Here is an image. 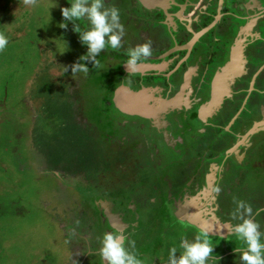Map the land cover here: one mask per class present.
<instances>
[{
	"label": "flooded vegetation",
	"instance_id": "obj_1",
	"mask_svg": "<svg viewBox=\"0 0 264 264\" xmlns=\"http://www.w3.org/2000/svg\"><path fill=\"white\" fill-rule=\"evenodd\" d=\"M132 1L131 9L142 4L141 11L135 14L155 22L152 28L141 26L147 22L129 25L122 45L131 48L148 41L151 53L134 71L125 69L127 52L107 55L109 63L105 64L110 71L102 73H107L109 79L101 84L109 98L104 100L106 107L98 104V112L105 118L101 128L89 129L88 134L95 142L108 144L107 155L110 153L113 161L107 159L106 165L96 169L98 190L88 196L87 201L93 203L88 211L94 212L92 216L99 221L103 233L120 231L125 243L135 237L136 241L140 229L147 231L150 219L155 222L160 217L159 223L164 220L162 225H167V217L174 213L189 223L190 229L207 232L209 242L216 245L217 237L231 234L227 227L234 222L228 216L231 206L227 198L234 186L246 191L242 179L245 171L252 166L264 168V0ZM159 26L163 38H158L155 28ZM132 28H138V34ZM114 59L122 66L113 70ZM230 61L227 70L225 66ZM121 87L134 91L148 87L157 104L171 102L164 107L150 101L156 107L153 116L129 113L119 109L114 101ZM104 91L99 95L104 96ZM109 107L114 110L109 111ZM85 118L95 119L91 115ZM108 140L122 146H114ZM126 152L128 159L122 164L119 156ZM241 164L244 166L239 168ZM145 167H149L150 175L136 185L137 179H132L131 174L141 173ZM234 171L237 176L231 181ZM256 178L257 175L253 179ZM113 185L115 193H110ZM215 187L219 191L214 192ZM166 203L172 213L168 211L163 216ZM157 212L161 215L156 217ZM214 225L219 234L210 233ZM172 227L174 224L169 229ZM98 231L93 232L94 241L78 234L82 243L88 245L82 250L83 263L93 257L92 253L97 260L100 258L93 248V244H99ZM223 252L214 258L227 259L231 254Z\"/></svg>",
	"mask_w": 264,
	"mask_h": 264
},
{
	"label": "rangeland",
	"instance_id": "obj_2",
	"mask_svg": "<svg viewBox=\"0 0 264 264\" xmlns=\"http://www.w3.org/2000/svg\"><path fill=\"white\" fill-rule=\"evenodd\" d=\"M132 2L105 0L107 6L115 5L120 9L125 38L132 23L137 22L140 26L141 22H147L141 26L152 28L155 22L135 14L141 11L142 4L131 9ZM68 6V0H36L33 7H26L23 0H12L5 11L0 2V35L8 38L7 45L0 50V264H82V250L88 245L79 238L85 236L92 240L96 236L94 230H99V236L103 234L99 221L92 216L94 212L88 211V206H93L88 202V196L98 190L96 169L106 165L107 159H113L110 153L107 155L108 144L90 139L88 131L101 128L105 118L98 112V104L102 102L105 106L104 100L109 98V92L106 93L101 84L109 79L107 73H102L110 71L106 65L109 63L107 55L126 53L130 46L106 47L97 55V66L84 61L89 67L88 73L72 75L71 65L80 62L79 57L86 53V46L80 43L71 21L65 28L59 27L63 20L60 8ZM75 23L80 30L88 27L84 20ZM155 29L158 38H163L162 26ZM131 31L138 34V28ZM152 32L150 30V35ZM111 65L113 70L122 66L117 59L111 60ZM65 66H68L67 71ZM103 91L104 96L99 95ZM108 110L113 111L114 107ZM88 115L95 119L87 121ZM118 129L125 128L119 126ZM127 155V152L120 154L122 164L128 159ZM243 166L241 164L239 168ZM252 167L242 178L247 185L246 191L234 186L235 190L227 198L231 206L228 216L238 223L232 216L233 198L244 200L254 213L256 208L262 209L253 219L264 232V208H260L264 206V186H261L264 168ZM148 169L145 167L141 173L131 174L132 179H137L136 185L147 174L149 177ZM60 174L65 177L60 178ZM116 176L120 177L119 174ZM233 176H237L236 171L231 181ZM142 186L145 187L144 182ZM110 193H115L114 185ZM151 193L155 194V190ZM96 198L101 200L100 196ZM165 208L163 216L171 212L169 203ZM148 209L151 210L150 204ZM159 215L157 212L155 216ZM155 216L150 215L151 218ZM167 220L170 223L162 225L164 220L159 223L160 217L155 222L150 219L149 229L139 230L135 251L142 264H166L170 247H176L178 255L182 251L180 239L192 240L202 231L190 229L189 223L179 220L174 213ZM172 224L174 227L169 229ZM163 226L167 230L162 229ZM148 235L154 237L148 238ZM216 240L219 243H211L214 248L208 264H242L240 253H234L232 249L245 247L243 241L237 240L232 233ZM93 248L98 250L99 244H93ZM222 251H231V254L227 259L217 261L214 257ZM92 254L93 257H87L84 264H103L100 258L98 263L95 253ZM88 258L96 263H89ZM154 259L158 261L155 263Z\"/></svg>",
	"mask_w": 264,
	"mask_h": 264
},
{
	"label": "clouds",
	"instance_id": "obj_3",
	"mask_svg": "<svg viewBox=\"0 0 264 264\" xmlns=\"http://www.w3.org/2000/svg\"><path fill=\"white\" fill-rule=\"evenodd\" d=\"M23 3L26 7H33L36 0H23ZM68 3L70 6L60 8L63 20L59 27L65 28L67 22L71 21L80 43L86 46V53L79 57L80 62L71 65L72 75L77 72L86 75L89 67L84 61L91 62L93 67L97 66V55L106 47L121 48L125 26L121 22L120 9L115 5L107 6L105 0H68ZM80 20L87 22L86 29H78L75 22ZM7 43V36L0 35V50H3ZM150 53L151 46L148 41L127 49V59L124 63L128 71H134L138 63ZM67 68L68 66H65V71ZM213 191H219V188L215 187ZM233 199L235 208L232 216L239 222L230 224L227 230L235 234L237 240L243 241L245 247H234L232 251L240 253L242 264H264V232L253 219V208L244 200ZM125 239L120 231H105L100 236L98 255L103 264H142L135 251V241L129 239L125 243ZM213 247L207 232L200 231L192 240L180 239L179 248L182 251L178 255L177 248L170 247L166 264H208Z\"/></svg>",
	"mask_w": 264,
	"mask_h": 264
},
{
	"label": "water",
	"instance_id": "obj_4",
	"mask_svg": "<svg viewBox=\"0 0 264 264\" xmlns=\"http://www.w3.org/2000/svg\"><path fill=\"white\" fill-rule=\"evenodd\" d=\"M231 64L232 61H230V63H228L225 66L227 67V70L229 69ZM138 67L140 68L141 66H137L135 70H137ZM125 69L128 70L127 67H125ZM115 100H116V106L119 109L129 113H137L149 117V116H153L152 114L155 113L154 111H156L155 104H157L156 102L157 99L154 96V93L148 87H145L139 91L130 90L128 87H121L116 92L114 101ZM150 101H153L155 104L154 105L151 104ZM170 102L171 100L159 101L157 105L158 106L164 105V107H166L167 105L170 104ZM210 233L219 234L220 232H218V227L214 225V228Z\"/></svg>",
	"mask_w": 264,
	"mask_h": 264
},
{
	"label": "trees",
	"instance_id": "obj_5",
	"mask_svg": "<svg viewBox=\"0 0 264 264\" xmlns=\"http://www.w3.org/2000/svg\"><path fill=\"white\" fill-rule=\"evenodd\" d=\"M12 0H0L1 2V7L6 11L9 7V4L11 3ZM50 84V83H49ZM51 90H49L48 92L50 93ZM102 104V103H101ZM45 109V107H43ZM89 263H92V261L89 259ZM82 264H84L82 262Z\"/></svg>",
	"mask_w": 264,
	"mask_h": 264
}]
</instances>
